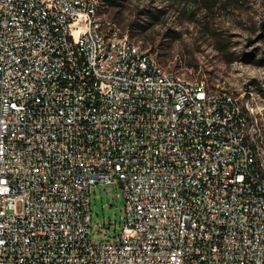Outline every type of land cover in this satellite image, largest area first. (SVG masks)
<instances>
[{"label": "built area", "instance_id": "built-area-1", "mask_svg": "<svg viewBox=\"0 0 264 264\" xmlns=\"http://www.w3.org/2000/svg\"><path fill=\"white\" fill-rule=\"evenodd\" d=\"M102 2L0 0V264H264L261 107L167 69ZM99 184L124 221L95 242Z\"/></svg>", "mask_w": 264, "mask_h": 264}, {"label": "rangeland", "instance_id": "rangeland-1", "mask_svg": "<svg viewBox=\"0 0 264 264\" xmlns=\"http://www.w3.org/2000/svg\"><path fill=\"white\" fill-rule=\"evenodd\" d=\"M102 1L101 21L127 31L167 69L253 96L264 148V0ZM124 204L119 185L91 187L93 241L121 233Z\"/></svg>", "mask_w": 264, "mask_h": 264}]
</instances>
